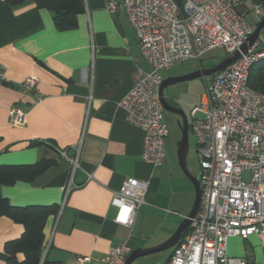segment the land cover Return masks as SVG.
I'll return each instance as SVG.
<instances>
[{"label":"crops","instance_id":"0c3cea01","mask_svg":"<svg viewBox=\"0 0 264 264\" xmlns=\"http://www.w3.org/2000/svg\"><path fill=\"white\" fill-rule=\"evenodd\" d=\"M108 2L84 0L77 27L59 30L51 9L33 0H0V62L8 81L0 85V165L55 160L30 182L2 185L1 194L16 207L57 205L44 227L48 264H106L110 250L125 240L133 249L159 245L170 239L195 200L169 129L166 162L154 166L142 157L144 131L129 124L119 106L134 85L137 69L149 70L150 65L125 9L111 13ZM259 2L238 5L248 21L254 17L249 21L254 26L262 21L252 11ZM170 69L164 78L196 70ZM29 76L38 78V92L24 90ZM183 82L165 88L168 101L179 100V93L189 89ZM203 95L194 100L191 112ZM13 105L25 112L21 125L13 121ZM128 178L149 182L146 203L130 227L115 221L117 207L112 204ZM24 230L23 223L0 217V264H6V243ZM228 239L230 258L264 264V233ZM173 251L156 264H167ZM18 259L24 255L19 253Z\"/></svg>","mask_w":264,"mask_h":264},{"label":"built area","instance_id":"2783aa9c","mask_svg":"<svg viewBox=\"0 0 264 264\" xmlns=\"http://www.w3.org/2000/svg\"><path fill=\"white\" fill-rule=\"evenodd\" d=\"M242 1L107 3L111 13L125 9L150 65L149 70L137 69L134 85L119 106L126 112V121L144 131L142 157L154 166L166 162L163 72L175 63L200 61L213 49L223 48L227 55L240 51L256 28L238 11ZM252 11L260 20L264 18V4H255ZM259 45L256 40L235 63L210 76L201 103L190 113L200 168V204L189 233L175 245L167 264H246L228 256V238L264 233V93L249 86L252 68L264 62ZM6 82V66L0 62V85ZM22 84L26 92H38L37 77L29 76ZM11 111L13 121L21 125L24 110L13 105ZM62 154L67 156L64 150ZM148 185V181L128 178L115 192L112 204L117 207L118 224L135 223L146 203ZM132 250L129 240L120 242L110 250L106 264H125Z\"/></svg>","mask_w":264,"mask_h":264},{"label":"trees","instance_id":"16d2710c","mask_svg":"<svg viewBox=\"0 0 264 264\" xmlns=\"http://www.w3.org/2000/svg\"><path fill=\"white\" fill-rule=\"evenodd\" d=\"M26 0H9L16 4ZM38 7H47L54 12V20L59 30L77 27V16L84 10V0H33ZM259 4H264V0ZM8 83V82H6ZM5 83V84H6ZM249 86L264 93V62L255 65L250 72ZM191 129V123H190ZM55 164L54 159H41L31 164L0 165V217L8 216L25 226L23 234L6 243V264H48L43 257L45 250L44 227L49 216L57 212V205L15 206L1 194L2 185L16 184L18 181L30 182ZM190 228L184 235H187ZM22 253L24 259L19 260Z\"/></svg>","mask_w":264,"mask_h":264},{"label":"water","instance_id":"95a60500","mask_svg":"<svg viewBox=\"0 0 264 264\" xmlns=\"http://www.w3.org/2000/svg\"><path fill=\"white\" fill-rule=\"evenodd\" d=\"M264 28V18L262 21L259 22V24L256 26L254 33L248 38L247 42L243 44L241 47L240 51H236L230 55H227L222 61L219 63L210 66L208 68H202L198 69L192 72H189L184 75L180 76H168L164 78L162 87H161V99L163 106L166 111H171L180 116V120H178L179 127H181L182 131V137L180 141H178V161L179 165L181 166L183 172L189 177L191 180L194 189H195V200L193 201V206L190 211V213L184 218L182 223L178 226L177 230L172 234L170 239L168 238L165 242L153 246V247H137L134 248L130 255L128 256L125 264H132L133 261L136 259L151 254V253H158L159 251L167 250L174 248L175 245L180 241V239L183 237L185 232L187 231L188 227L191 224L192 218L195 216L199 204H200V196H201V186H200V180L198 176L193 175L191 172H189L187 168V153L189 149V132H190V123L188 120V116L185 113V111L179 107L171 104L167 98L164 95V90L166 87L170 85L177 84L179 82L183 81H188L197 79V78H202V77H207V76H212L218 71H221L228 67L229 65L235 63L238 59L241 58L242 53L246 54L249 50V47L256 41L258 40L260 36L261 30Z\"/></svg>","mask_w":264,"mask_h":264},{"label":"rangeland","instance_id":"374dc122","mask_svg":"<svg viewBox=\"0 0 264 264\" xmlns=\"http://www.w3.org/2000/svg\"><path fill=\"white\" fill-rule=\"evenodd\" d=\"M254 17L252 16L249 21H253ZM256 22V20H255ZM258 41L260 42V45L258 48L264 49V28L260 32V36L258 38ZM227 56L226 51L223 48L213 49L212 51L205 54L200 61L196 59H189L188 61L175 63L170 69L169 72H175V71H185L187 69H202V68H208L210 66H213L220 61H222ZM168 72V73H169ZM163 75H166V71L163 72ZM210 80V76L197 78L193 80L186 81L189 89L187 91H183L181 94L179 93V97L177 101H173L169 99L170 103H174L176 105H179L187 114L189 123L192 122V115L191 113V106L192 103H195V99L202 95V93H206V82ZM184 83V82H181ZM178 83V84H181ZM169 87V86H168ZM199 116H201L199 114ZM178 120H180V116L174 112L166 111L165 110V122L168 126L170 133L169 140L172 143V147L174 148V152L176 154V157H178V141H180L182 137V131L181 127H179ZM168 140V139H167ZM168 140V142H169ZM169 145V144H168ZM168 145H165V150L168 149ZM178 159V158H177ZM187 168L189 172H191L195 176H199L200 174V168H199V159L197 156V150H196V140L194 139V135L190 129L189 132V149L187 153ZM245 177H247L246 174H244ZM171 252V249L159 251L158 253H151L145 256H142L135 261H133L132 264H156L158 261L162 260L165 261L167 257L169 256Z\"/></svg>","mask_w":264,"mask_h":264}]
</instances>
